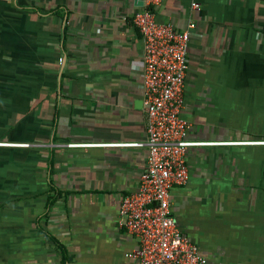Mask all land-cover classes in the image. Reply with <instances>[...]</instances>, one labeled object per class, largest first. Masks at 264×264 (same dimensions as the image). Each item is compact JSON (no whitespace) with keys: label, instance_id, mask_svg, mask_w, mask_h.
Returning <instances> with one entry per match:
<instances>
[{"label":"crops","instance_id":"0c3cea01","mask_svg":"<svg viewBox=\"0 0 264 264\" xmlns=\"http://www.w3.org/2000/svg\"><path fill=\"white\" fill-rule=\"evenodd\" d=\"M192 1L163 0L156 13L196 25L182 117L188 140L205 145L189 149L171 210L208 264H264V0ZM137 5L0 0V124L12 125L10 148L39 147L47 192L36 206L49 236L31 222L0 225V264H64L51 238L65 264H139L117 221L147 159L124 145L147 137Z\"/></svg>","mask_w":264,"mask_h":264},{"label":"built area","instance_id":"2783aa9c","mask_svg":"<svg viewBox=\"0 0 264 264\" xmlns=\"http://www.w3.org/2000/svg\"><path fill=\"white\" fill-rule=\"evenodd\" d=\"M163 0H137L132 17L142 40L143 106L146 141L124 144L145 147L147 159L137 188L118 209V225L137 241L126 256L139 264H208L199 247L181 230L171 210V191L189 180L187 154L205 145L188 140L189 123L182 117L189 45L196 25L177 29L161 23L156 13ZM201 4L193 0L191 8ZM70 146H75L71 144Z\"/></svg>","mask_w":264,"mask_h":264},{"label":"rangeland","instance_id":"374dc122","mask_svg":"<svg viewBox=\"0 0 264 264\" xmlns=\"http://www.w3.org/2000/svg\"><path fill=\"white\" fill-rule=\"evenodd\" d=\"M0 124V225L19 222L21 226L28 224L33 230L40 232L47 240L48 235L41 231V215L39 206H36L41 196L47 192L44 184L41 183V166L43 159L39 147L32 148V151L10 148L14 145L13 141L5 134V131H12V125L1 128ZM38 143V142H37ZM26 146V144H22ZM28 163L32 164V169H28ZM42 163V164H41ZM31 173V184H24L23 177ZM32 207L33 216L28 217L24 207ZM36 206V208H35ZM18 209L15 216H10L11 209ZM35 212V213H34ZM36 214V215H34ZM9 216L11 220L9 219ZM30 219V220H29ZM50 242V241H48Z\"/></svg>","mask_w":264,"mask_h":264},{"label":"trees","instance_id":"16d2710c","mask_svg":"<svg viewBox=\"0 0 264 264\" xmlns=\"http://www.w3.org/2000/svg\"><path fill=\"white\" fill-rule=\"evenodd\" d=\"M51 239L55 242L57 248L61 251V253H62V257H63V262H64V264H65V262H66V251H65L63 245H61V244H60L57 240H55L54 238H51Z\"/></svg>","mask_w":264,"mask_h":264}]
</instances>
